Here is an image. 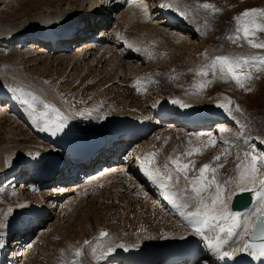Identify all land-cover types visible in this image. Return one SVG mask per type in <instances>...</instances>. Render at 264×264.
<instances>
[{"label":"bare ground","instance_id":"bare-ground-1","mask_svg":"<svg viewBox=\"0 0 264 264\" xmlns=\"http://www.w3.org/2000/svg\"><path fill=\"white\" fill-rule=\"evenodd\" d=\"M164 1L67 0L65 8L56 5L54 10L45 9L30 15V17L12 21L0 19V47L7 48L10 43L15 42L17 45L14 47H17L16 51L19 52V47L25 48V45L33 40L38 44L37 48H41V45H48L49 52H42V56L45 57L44 67L48 61L52 66L62 63L65 68L69 67L70 71H73V76L69 74L70 71L64 72L61 77L58 76L60 78L57 81L55 77H46L40 74L39 71L34 72L30 68L27 69L26 66L18 61L19 57L16 55L9 62L4 60L0 63V115L3 112L2 115L8 117V126L10 127L8 131H13L14 133V139H8V143L0 147V183L5 186L19 182L18 189H14L11 185L10 189L0 190L2 194H6L3 206L0 207V254L8 246L6 235L11 233L9 231L13 230L17 233L11 243L16 248L15 250L14 248L9 250V257L6 258L9 264H17L21 256L27 260L31 255L32 249L39 244V237L40 240L41 238L43 240L44 234L38 230L39 237L28 239L27 242L22 241L23 237L24 240L27 237L25 235L30 227L34 226L38 220L46 217V214L44 215L45 207L53 206V204L58 207V213L56 214L57 224L48 222L49 225L54 226V230L56 228L63 234L68 229L72 232L73 228H75L74 225L71 226L72 224L68 223V225L63 227L62 223L67 218L63 219L62 216H68L71 210L74 209L76 201L81 199L82 202L85 196L90 194L92 197L88 203L95 205L102 201V203L107 202V206L105 207L104 205L105 208L101 206L100 211L103 210L101 214L99 210L93 212L92 218L93 222H95V231L90 232L87 230L88 232L85 233L82 230L83 234L80 236L81 240H78L80 243L77 247L74 246V240H67V246L71 245L74 252L71 251L73 254L75 253L76 257L84 256L86 261L81 264H131L130 261H138L140 264H157L158 261H151L161 256L151 255L150 252H155L157 249H163L166 246L175 248L181 244L188 245L193 250L191 256L193 259L191 261L185 260L181 264H244L247 259L252 258V255H250L251 249L244 252H234L233 256L229 258L222 257L217 252L210 250L207 245L209 242H215L216 236L220 235L224 241L223 251L233 252V249L244 246L245 242H247V236L244 235L243 231L244 221L249 216L253 220L256 217L255 211L259 206V201L253 191H251L252 205L250 209L246 212H238L240 213L241 226L236 229V234L229 238L227 234H219L218 231L210 229L206 231L207 239H205L195 234L177 210L163 199L157 185L144 175L141 170L142 163L135 159V154L126 157L124 164L121 162L122 157L120 156L124 148L128 146V140L132 139V137L126 133L125 121L117 120L118 118L130 120L140 127L147 128V131H149L161 120H166L167 116H169L171 131L182 130L186 134H196V138L207 137L203 141L209 140L210 136L207 135L208 133L216 135L220 134L221 131L232 128V126L242 125L232 118L234 108L231 103L229 104V100L225 96L218 95L217 98L215 96V98L203 99L198 97L199 95L196 96L192 92L193 90L191 92L190 90L183 91L184 93L180 96L177 95L179 98L174 95V100L179 101L178 107H176V103L172 105L175 108L174 110L173 108L168 109L166 104H158L156 108L152 109L151 104L149 108L153 110L158 122L153 119L150 121L146 115L142 114L143 110L137 108V106L142 108L147 103L142 105L129 92V78L134 74L131 62L139 60L145 63L146 59L143 55L145 53L140 50L139 46L136 50L137 40L130 41L129 38H122L123 32L117 28L116 23L123 20V25L125 22V25L132 33L143 30V34L148 32L150 34L151 29H158L164 33L166 32L168 38L176 41L188 40L187 42H189L194 35L202 36V26L197 24V21L190 20L186 16V11L185 13H180L175 9L174 4L164 3ZM94 3L100 4V10L98 9L95 13L89 7L90 4ZM76 6L77 8H75ZM96 30H99L98 34L95 33ZM91 32L94 33L90 34ZM154 33H151L152 36L156 35ZM58 39L64 40L60 41L61 44L58 45L60 50L57 49L56 44ZM77 40L80 44L75 47L74 43ZM116 47H121L119 53ZM72 48L75 51L68 55L67 53ZM39 57H41V54ZM19 91L31 92L38 97V100H43L59 109L67 117L64 129L52 134L43 130L42 126L34 125L28 115V110L16 99ZM159 100L161 99L157 98L154 101L157 103ZM219 104L227 105L230 111H225L218 107ZM180 105H189V107L183 108ZM37 108L38 111H43V107L39 103ZM187 109L193 110L194 120L197 119L202 123H208L212 119H217L218 121L213 124L212 130L208 128L209 123L185 128L178 122V119L181 116L184 117V112ZM179 111L181 112L177 113ZM164 124H166V121ZM166 130H169V127ZM22 133L30 134L31 136L30 138H22ZM102 137L107 140V149L87 154V160L83 161L81 164L82 168L79 170L81 175L77 174L78 170L74 172L76 165H69L71 169L66 171L65 175L62 174L63 176L57 178V180L55 176L54 180L52 179L50 182L55 184L49 187L48 190L44 189L39 192L41 186L49 183V181L45 183L42 180L46 179L43 176V172H38V176L34 177L29 172V169L37 162H42L43 160L52 161L54 157L62 158L63 149L55 146L54 143L56 141L60 138H66L78 144V147H82L84 145H93ZM193 151L190 153H194ZM140 153H136V155L138 156ZM187 153L189 152L187 151ZM187 155L191 157V155ZM187 155L185 154V156ZM112 157H116V163L110 162ZM101 158H107L106 160L109 161H105L103 166L89 173L91 171L90 163L92 161L99 163L100 161H97ZM155 159L153 158L151 169L154 171L156 168H160L163 171L165 165L172 168L173 180L169 181V183L175 184V172L172 161L167 159L165 161L164 159V161L158 163L155 162ZM188 161L182 159L181 163H191L190 165H193L191 170L187 172L189 180L198 178L199 169L204 164H199L198 162V164H195L193 161ZM55 166H57L58 170L62 168L61 165ZM212 169L218 170L217 167H209L206 179H212ZM51 175L54 176V174ZM48 176H50V173ZM182 177L183 174H181L179 184L173 190H176V188L190 189L191 185L185 182ZM81 180H84V182L82 183ZM224 185L225 182L222 186ZM21 188L29 189V191L34 189L37 192L31 194L30 192H24V190L20 191ZM256 188L258 190L259 185ZM242 191L250 192L249 190L238 188L234 181L233 185H228L227 183V186L223 187L222 195L225 198L231 196V199L227 201L228 205H230L232 197ZM209 193H214V188L212 191L209 190ZM209 193H203V195L207 196ZM182 198L187 199L183 195L177 196V199ZM32 205H35L32 210L35 213L29 214L25 222L31 221L25 227V223L20 224L19 226H22L23 229L18 232L16 221L20 218L21 212L29 209ZM82 206L78 207V209H81ZM196 207V203L189 200L188 208L185 211L193 212ZM153 213L155 215L158 213L157 216L163 219L158 231L150 229L144 222V218ZM99 214L102 220L100 223L97 221ZM117 215L120 216V223L124 224L127 217L129 221L127 227L119 229L120 231L114 230V228L111 229L112 226L119 227L117 226L119 224V219H116ZM109 219H112L111 224L107 223ZM87 220L84 222V226L88 225ZM90 228H92L91 225ZM99 231H107V237L98 239L97 234ZM86 241L89 243L86 244ZM121 244L125 246V253L119 255L116 253V249L122 250L123 248L118 247ZM109 248H113L114 251L109 253ZM67 251L64 255L71 253L68 248ZM77 252L80 255H76ZM163 262V264H171L167 257Z\"/></svg>","mask_w":264,"mask_h":264},{"label":"rangeland","instance_id":"rangeland-1","mask_svg":"<svg viewBox=\"0 0 264 264\" xmlns=\"http://www.w3.org/2000/svg\"><path fill=\"white\" fill-rule=\"evenodd\" d=\"M65 3H67V0H0V19L2 18L4 20L6 19V21H12L23 17H30V15H34V13L36 14L45 9L54 10L56 5L58 7L65 8L66 7ZM168 4H174L175 9H177L178 12L180 13H185L186 11V16H188V11L190 10L189 18L190 20H192V18L198 19L196 21L197 24H200V26H202L201 27L202 36L194 35L192 38H190L191 41L189 40V42H187L188 40L176 41L174 39L168 38L166 32L164 33L163 31H160L158 29L155 30L151 29L150 34L149 32L147 34L146 33L143 34L142 33L143 30L137 33L134 31V33H132L131 30H129V28H127V26L125 25L126 24L125 22L123 25V20L119 19L121 22L118 21L116 23L117 28H119L123 32V34L127 39L129 38L130 40L132 38L133 41L137 40L136 43H140L139 48L141 51H143V53H145L143 54L145 59H146V55L149 57V60L146 59L145 63L144 61L141 62L139 60L136 62H131L132 65L131 67H132V71H134L133 72L134 74L132 75V77L129 78L130 80L128 86L129 92L131 95H133V97L139 100V102H141L142 105L147 103L146 105H143L142 108H139L138 106L137 108L143 110L144 113L147 112V114L151 115V118L154 121H157L156 117L153 116L154 113H152V109H154V107L156 108V106L160 102H163L167 99L172 100V98H175V96L178 97L177 95L180 96L182 93H184L183 91L190 90L191 92L192 90H196L197 93H199L198 97H202L203 99L212 98V97L215 98V96L217 98L218 95L225 94L227 100H231L234 105L233 108L235 111L233 110L234 114H232L233 116L231 115L232 118L237 120L242 125L240 127L232 126V128L230 129L221 131L223 135L221 133L216 135L214 134L209 137V140L203 141L207 137L196 138V134H192V133L186 134L182 130L171 131L170 129L172 128H170L171 127L169 121L170 119L166 120V124H164L165 120H161L160 123H158L151 129V131L149 130L150 132L147 131L146 132L147 134L145 133L143 136H139L132 139V141L129 143L130 145L128 144V146L124 148L123 153L120 156L122 157L121 162L124 164V160L126 159V157L131 156L133 154L137 156L136 153H140V152L143 153L144 151L147 152L146 149H149L150 147V149L155 148L154 151L156 153V156L153 157L154 159L156 158L155 162L160 163L161 161H164V159L165 161L166 159L168 161L179 160V162H181V160L183 159L186 161L189 160L188 162H191L195 159L193 161V163L195 164L206 163L209 165H214L213 167H217V168H219L220 163H222L225 167L222 169L223 170L222 172L219 171L220 176L221 173H224L225 170H227V172L225 173V177L228 178L231 176L233 172L236 171L238 173L237 164L245 160V157L243 155L245 152L248 151V152H252L257 156H264V151L262 150V146L264 145L263 144L264 143V69L249 71L243 67L244 73H249V74L251 73L250 74L251 80L247 82L251 87V91L245 92L244 90H242V88L239 89V86H237L233 80H231L228 77L222 76L219 73V66H217V68L213 70L211 65L218 56H227L230 59H240L242 61L255 60V58L257 57H264V49L252 47L251 44H249L248 40L243 38L242 32L237 33L236 31L237 21L235 19L245 10L264 9V0H178V3H168ZM204 4H209L212 7L205 9L203 7ZM75 8H77V6ZM257 23H264V18L257 17ZM138 26L140 25L138 24ZM92 33L94 32H91L90 34ZM95 33L98 34L99 30H96ZM151 33L152 34L154 33L156 35L152 36ZM238 36L239 38H237ZM65 38L64 40H66ZM141 39L143 41L142 43H141ZM249 39H252L253 42L255 43H264V31H255L252 35H250ZM64 40L62 39L61 41ZM59 44H61L60 41L57 42V49L60 50V47H58ZM79 44L80 43L78 40L74 43V45H76L75 47H77V45ZM16 45L17 44L13 42L10 43L9 47L7 48L0 47V63L3 62L4 60L6 62H9L12 59V57L16 55L19 57L18 61L21 62L24 66H26L27 69L30 68L34 72L39 71L40 74L45 75L46 77L49 76L55 77L57 81H59V78L62 76L64 72L67 73L70 71L69 67L65 68L64 64L62 63L52 66V64L48 63L47 61L46 66L45 67L43 66L45 57L42 56V52L43 51L49 52L48 45H41V48H37L36 46H38V44L32 40L25 45L26 49L24 47L21 48L19 47L18 48L19 52L16 51L17 47H14ZM73 48L69 50V53H67L68 55L72 54L75 51L76 48L75 49ZM116 49L117 52L119 53L121 47H116ZM35 53L37 54V56ZM40 54L41 57H39ZM95 68L93 69L95 70ZM96 71L98 70L96 69ZM214 71L215 74H213ZM70 72L69 74L73 76V71ZM202 72H207L208 74L201 75ZM72 76L71 78L73 79ZM201 85L203 86L205 85L207 89L204 90L201 89L202 88ZM157 98L161 100H159L156 103V101L154 100H156ZM153 104L156 106H154ZM150 105L151 107H153L152 109L149 108ZM237 107H239L240 111L236 110ZM216 121L218 120L212 119L208 124V128L212 130L213 129L212 127L214 126L213 124ZM8 125H9L8 117L2 115L0 118V147L6 145L8 143V139H14L13 138L14 133L13 131L10 132L8 131V129L10 128ZM167 126L169 127L171 133L169 130H166L168 129ZM165 127L166 129H164ZM30 136H31L30 134L26 135V133H22L21 135L22 138H30ZM130 140L131 139H129L128 142ZM210 140L215 141L214 146L209 144ZM193 149L199 150V154H196V151L195 150L193 151ZM187 151L189 153L192 151L194 152L191 154L192 158L187 155L188 154ZM185 154L187 156H185ZM217 156L220 157L219 160L215 159ZM106 159L107 158H102L101 160H98L101 162H99L97 166L92 164L91 165L92 170L89 171V173L95 171L96 169H99L101 166L105 164L104 163L105 161H109ZM247 159L250 160V157H248ZM110 162L116 163V157L114 160H110ZM258 167L260 169L258 175L263 176L264 164H260L258 162ZM66 168L68 170V165L65 164L63 167V171ZM78 174L81 175V172H79ZM235 177L232 176V179H234ZM216 178L217 177H215V179ZM52 179L53 178L48 180L46 179H42V180L45 181V183H47L48 181L50 183ZM81 182L83 183L84 180H81ZM49 183L41 186L39 192H42V190L44 189L48 190L49 187L55 184V183L52 184ZM13 184L10 185L7 184L4 186V184L0 183V190L2 191L5 188L6 190L10 189L9 187L11 185L13 186L14 189H18L19 182ZM21 190H24V192H30L31 194H35L37 192L34 189L32 191L31 190L29 191V189L21 188L20 191ZM212 190L213 189H210V191ZM1 191H0V207L3 206V200L6 199L5 196L6 194H2ZM91 197H92L91 194L86 195L85 199H83L84 201L82 200V202L81 199H79L78 201H76L75 204V206L77 205L76 206L77 209L74 206L73 207L74 209L71 210L68 216L67 215L62 216L63 219L67 218L64 219L62 223L63 227L68 225V223L70 225L72 224L71 226L74 225L75 227L73 228L72 232L70 229H68L65 232V234L61 233L58 229L55 228V230L57 231L56 232L54 230V226L49 225V223L57 224L56 214L58 213V207L55 206L54 204L53 206L50 205L47 206L46 217H44L45 219L42 218L41 220H38L34 226H31L30 229L26 232L25 236L27 237L25 238V240L23 237L22 241L27 242L28 239L31 240L39 237L38 230L44 234L45 239L43 238L42 240L41 238L42 240L41 241L39 237V244L32 249L29 258L26 260L23 259V256H21L18 259L19 260L18 263L19 264H23V263L24 264H65V261H68L66 256L69 253L63 255V253L65 252L64 248L66 247L70 252L72 251L74 252V249L71 247V245L69 247L67 246V240L68 241L74 240L75 241L74 246L77 247V245L80 243L79 241L81 240L80 236L83 234L82 230L85 233H87L88 231L90 232L95 231L94 229L95 222H93L94 220L92 218L93 212H97V210H99V213L101 214L103 212V210L100 211L101 206L102 208H105L107 206L106 205L107 202L102 203V201L96 203L95 205L88 203ZM81 205H83L81 209H78V207H80ZM98 207L100 208L98 209ZM75 209L78 210L79 212L76 211ZM160 211H162V209H160ZM100 214L98 215L97 218L98 219L97 221H99L98 223L102 222ZM157 214L156 215L155 213L149 214L144 218V222H146V224L150 227V229L153 230L156 229L155 231H158V229L160 228L159 225L163 221V219L157 216ZM154 215H155V219L153 218ZM116 217L117 220L119 219L118 220L119 224L117 225L119 227L112 226L111 229L114 228V230L116 229L118 231L119 229L121 230L122 228L127 227V225L129 224L128 217L124 224L120 223V216L117 215ZM86 220L88 225L84 226V222ZM107 223L111 224L112 219L107 220ZM90 225L92 228H90ZM87 227H89L90 229L89 228L87 229ZM85 228L86 230H84ZM11 231H12L11 233L6 235L7 238L9 237V241L7 239L8 246L5 247L6 248L5 250L3 249L4 251L0 261L1 264H9L8 261H6V258L9 257L8 252L12 248H14V250L16 248V246H13V244L11 243L14 240V238L17 236V233L13 230ZM9 235H14V237L13 236L10 237ZM64 244H66V246H64ZM64 257L66 258L65 261H64ZM75 258L76 256L74 253L73 260ZM82 258L83 259H81V261L83 262L70 261L66 264L85 263L86 260H84L85 259L84 256Z\"/></svg>","mask_w":264,"mask_h":264},{"label":"snow or ice","instance_id":"snow-or-ice-1","mask_svg":"<svg viewBox=\"0 0 264 264\" xmlns=\"http://www.w3.org/2000/svg\"><path fill=\"white\" fill-rule=\"evenodd\" d=\"M205 9L212 7L209 4H204ZM257 17L264 18V9H249L245 10L242 14L236 17L237 21V33H243V38L248 40L254 48L264 49V43H255L252 39H249L255 31H264V23H257ZM239 38V36L237 37ZM248 60L240 59H230L227 56H218L211 65L212 69L215 70L219 66V73L228 77L235 82V84L241 88L245 87L247 81L251 79V75L244 74V65H248ZM259 65L260 68L264 69V57H257L253 61V66ZM207 72H202L201 75H207ZM215 74V71L213 72ZM203 87V85H201ZM15 91V90H14ZM16 99L18 102L28 110V115L30 116L32 123L37 126H42L43 130L49 131L55 134L62 131L66 126L67 117H65L59 109L55 106L44 102L43 100H38V97L31 92L25 93L23 91L17 92ZM42 105L43 111H38L37 104ZM173 103H179L178 101H173ZM231 101H229V104ZM183 108L189 107V105H180ZM218 107L224 109L225 111H230L229 107L225 104H219ZM240 111L239 107L236 109ZM207 135L211 136V133ZM209 144L215 145V141L210 140ZM196 154H199V150H195ZM191 155L192 153H188ZM155 153L150 154L145 157V161L141 164V170L144 175L148 177L154 184L157 185L158 189L161 191L163 199L168 202L174 209L177 210L179 215L185 219L186 223L192 228L193 232L207 239L205 233L208 230L218 231L219 234H227L230 238L236 234V229L241 226L240 224V213L230 210L228 205V200L231 196L225 198L223 197V187L227 186L228 181L224 186L219 184L213 177L211 180L206 179V174L209 171V164H204L199 169L198 178L189 180L187 172L191 170L193 165L189 163H181L179 160H172V165L174 166L175 172V184H170L169 181L173 180V169L165 165L163 171L160 168H156L154 171L151 169L153 163V157ZM245 160L237 164L238 175L235 177V182L238 188H243L244 190L253 191L256 195L259 206L255 211L256 224L253 223L251 216H249L244 221V235H249V228L259 226L261 232H264V177H259V167L260 164H264V156H257L252 152H245ZM250 157V160L247 158ZM219 160L220 157L215 158ZM239 159V157H238ZM213 173L215 169H212ZM181 174H183V180L191 185L189 188L173 190V188L179 184L181 179ZM259 185L257 190L256 186ZM214 188V193H209L210 189ZM203 193H209L205 196ZM178 195H183L187 199H177ZM194 201L197 205L195 211L186 212L188 208V201ZM108 233L101 232L100 237H107ZM89 243L88 241L85 242ZM224 241L221 239L220 235H217L215 242H209L208 247L210 250L217 252L222 257L233 256L234 252H244L251 249L250 255L253 257L264 258V245L254 246L245 242L242 248L233 249V252L223 251ZM120 248H125L124 245H118ZM109 253L113 252V248L108 249ZM76 255H80L79 252Z\"/></svg>","mask_w":264,"mask_h":264},{"label":"water","instance_id":"water-1","mask_svg":"<svg viewBox=\"0 0 264 264\" xmlns=\"http://www.w3.org/2000/svg\"><path fill=\"white\" fill-rule=\"evenodd\" d=\"M250 203V196L249 193L245 192L242 194L237 195L233 202H232V209L233 210H239L242 208H246ZM259 226L254 227L252 230V233L250 235V239H257L261 235V230H259Z\"/></svg>","mask_w":264,"mask_h":264}]
</instances>
